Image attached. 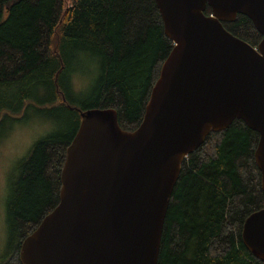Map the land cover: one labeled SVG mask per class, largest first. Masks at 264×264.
<instances>
[{
  "label": "trees",
  "instance_id": "obj_1",
  "mask_svg": "<svg viewBox=\"0 0 264 264\" xmlns=\"http://www.w3.org/2000/svg\"><path fill=\"white\" fill-rule=\"evenodd\" d=\"M223 24L253 45L262 39L246 15ZM173 47L156 0H0V125L22 121L21 111L45 114L57 125L20 166L8 201L13 246L0 264H23V241L59 203L82 114L115 108L121 127L136 129ZM87 61L98 70L88 89L80 76ZM259 136L237 118L183 160L158 264H264L242 238L246 218L264 207Z\"/></svg>",
  "mask_w": 264,
  "mask_h": 264
},
{
  "label": "water",
  "instance_id": "obj_2",
  "mask_svg": "<svg viewBox=\"0 0 264 264\" xmlns=\"http://www.w3.org/2000/svg\"><path fill=\"white\" fill-rule=\"evenodd\" d=\"M174 47L134 130L115 108L86 110L61 172L59 203L25 238L23 264H158L183 160L239 118L259 133L264 191V0H156ZM207 6L212 14H206ZM248 16L262 39L223 22ZM264 261V207L243 224Z\"/></svg>",
  "mask_w": 264,
  "mask_h": 264
},
{
  "label": "rangeland",
  "instance_id": "obj_3",
  "mask_svg": "<svg viewBox=\"0 0 264 264\" xmlns=\"http://www.w3.org/2000/svg\"><path fill=\"white\" fill-rule=\"evenodd\" d=\"M87 89L98 76L96 62H83L80 65ZM77 77V86H81ZM22 121L3 123L0 131L6 133L0 139V254H6L13 246L10 225L8 223V201L13 193V185L19 174L21 164L28 158L33 145L43 136L55 130L57 125L45 114L21 111ZM9 253V252H8ZM7 253V255H8Z\"/></svg>",
  "mask_w": 264,
  "mask_h": 264
}]
</instances>
